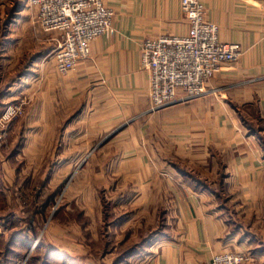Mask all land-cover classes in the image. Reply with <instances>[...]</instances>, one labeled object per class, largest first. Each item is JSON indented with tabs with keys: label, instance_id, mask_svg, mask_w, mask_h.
I'll return each mask as SVG.
<instances>
[{
	"label": "crops",
	"instance_id": "obj_1",
	"mask_svg": "<svg viewBox=\"0 0 264 264\" xmlns=\"http://www.w3.org/2000/svg\"><path fill=\"white\" fill-rule=\"evenodd\" d=\"M103 2L114 10V34L93 40L89 56L66 75L52 64L32 82L39 66L38 36L48 34L35 25L34 10L23 9L25 0H0V69L27 68L14 81L15 89L36 87V99L44 102L29 112L45 116L44 131L56 132L50 139L61 147L63 162L86 161L87 178L95 179L93 193L105 191L106 181L117 193L120 183L123 194L139 196L136 201L148 211H158L163 196L170 197V230L128 259L210 264L216 254L240 251L251 256L248 264H264V0H199L219 40L239 43L241 56L222 67L202 97L154 111L141 44L188 33L180 0ZM50 35L45 43L52 41ZM13 45L9 59L4 51ZM28 145H19L12 157L25 156ZM78 207L83 216L101 214V198Z\"/></svg>",
	"mask_w": 264,
	"mask_h": 264
},
{
	"label": "rangeland",
	"instance_id": "obj_2",
	"mask_svg": "<svg viewBox=\"0 0 264 264\" xmlns=\"http://www.w3.org/2000/svg\"><path fill=\"white\" fill-rule=\"evenodd\" d=\"M22 7L29 9L25 4ZM11 16L6 20L17 17ZM49 37L38 36L39 66L32 82L39 80L46 67L52 70L57 44L54 40L45 43ZM4 53L13 58L14 45ZM21 73H28L25 66L0 69L4 74L0 85V95L4 94L0 98V264H144L127 257L170 230V197L163 196L158 211L142 210L136 201L139 196L123 194L126 189L120 183L117 193L109 190L105 180L109 187L99 190L101 214L83 216L79 205L99 201L91 186L95 179L87 178L86 161H62L61 147L50 139L56 132L44 131L45 116L29 112L30 106L44 102L36 99V87L23 91L14 87ZM25 142L31 145L25 148V156L12 157ZM75 153L72 148L70 159ZM128 201L134 203L126 206Z\"/></svg>",
	"mask_w": 264,
	"mask_h": 264
},
{
	"label": "built area",
	"instance_id": "obj_3",
	"mask_svg": "<svg viewBox=\"0 0 264 264\" xmlns=\"http://www.w3.org/2000/svg\"><path fill=\"white\" fill-rule=\"evenodd\" d=\"M25 5L34 10L37 28L52 34L57 44L52 62L59 75H66L89 56L93 40L115 32L114 10L103 0H25ZM180 6L189 22L187 34L161 35L141 44V65L149 76L153 111L178 100L202 97L208 82L242 53L239 43L219 40L218 28L205 20L199 0H180ZM250 260L245 252L226 251L214 255L210 264H247Z\"/></svg>",
	"mask_w": 264,
	"mask_h": 264
},
{
	"label": "trees",
	"instance_id": "obj_4",
	"mask_svg": "<svg viewBox=\"0 0 264 264\" xmlns=\"http://www.w3.org/2000/svg\"><path fill=\"white\" fill-rule=\"evenodd\" d=\"M180 172L185 176V177H189L191 178L192 180H194L198 185H201V186H208L205 182H203L202 180L200 179H196L193 175H191L187 170L185 169H180Z\"/></svg>",
	"mask_w": 264,
	"mask_h": 264
}]
</instances>
